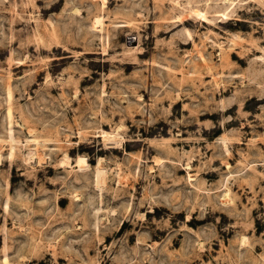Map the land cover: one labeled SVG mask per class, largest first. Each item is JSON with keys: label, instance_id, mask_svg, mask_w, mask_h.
<instances>
[{"label": "rangeland", "instance_id": "374dc122", "mask_svg": "<svg viewBox=\"0 0 264 264\" xmlns=\"http://www.w3.org/2000/svg\"><path fill=\"white\" fill-rule=\"evenodd\" d=\"M0 264H264V0H0Z\"/></svg>", "mask_w": 264, "mask_h": 264}, {"label": "bare ground", "instance_id": "6f19581e", "mask_svg": "<svg viewBox=\"0 0 264 264\" xmlns=\"http://www.w3.org/2000/svg\"><path fill=\"white\" fill-rule=\"evenodd\" d=\"M102 26H103V21H102V19L97 18V19L95 20V22H94V28H95V29H98V28H102ZM106 135H108V134H106Z\"/></svg>", "mask_w": 264, "mask_h": 264}]
</instances>
